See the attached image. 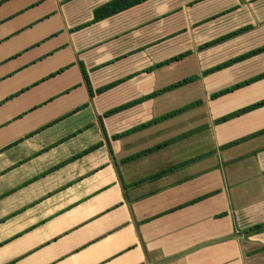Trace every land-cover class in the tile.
<instances>
[{
  "label": "crops",
  "instance_id": "1",
  "mask_svg": "<svg viewBox=\"0 0 264 264\" xmlns=\"http://www.w3.org/2000/svg\"><path fill=\"white\" fill-rule=\"evenodd\" d=\"M108 1L0 0V264H264V231L242 234L264 224V133L216 151L263 130L264 106L215 125L237 122L236 136L216 147L197 152L195 135L211 130L205 123L200 126L206 128L125 163L120 159L197 128H179L184 114L195 108L119 139L112 136L175 109L163 110L175 103L177 96L170 95L180 88L104 115L173 82H165L167 73L195 62L199 45L251 26L203 50L209 62L193 74L263 46L264 0H148L92 23L94 9ZM143 13L160 20L161 31L188 21L194 44L179 52H191L183 60L127 80L130 72L121 64L140 45L131 47L124 39L112 43L108 37ZM263 72L264 52L206 77L226 76L225 88ZM261 99L264 78L214 102L227 108L222 116ZM107 144L125 184L216 153L129 188L128 202ZM137 163L140 171H121Z\"/></svg>",
  "mask_w": 264,
  "mask_h": 264
},
{
  "label": "rangeland",
  "instance_id": "2",
  "mask_svg": "<svg viewBox=\"0 0 264 264\" xmlns=\"http://www.w3.org/2000/svg\"><path fill=\"white\" fill-rule=\"evenodd\" d=\"M150 8V7H149ZM147 13H143L142 18H136L133 17L130 19L128 17V21H134L131 26L122 28L118 27L115 29V33H112L110 37H108L110 40H112V43L119 44L122 39H124L126 45H130L131 47H138L140 45L141 49L140 51H136L135 53L131 54L129 59L121 64V68L125 72H130L129 75H127V80L130 78H136L139 77L142 79V77H147L151 75V72H147V69L151 67V62L155 60H161L164 59L170 55L176 54L181 51H183L186 47H189L190 45L194 44L193 39L194 35L192 33V26L190 23L185 22L182 24L183 27L179 28L176 27L177 24L174 23L171 25H166L165 29L161 31L160 27V20L158 19H151V15H149V19L146 18ZM138 19V20H135ZM130 19V20H129ZM133 19V20H132ZM150 20V21H149ZM127 21V22H128ZM122 23V22H121ZM175 29H177V32L174 33ZM107 37V36H106ZM107 43V40L105 41ZM105 43V44H106ZM200 46V45H199ZM196 50L195 56L198 55L199 58L196 59L195 62H188L185 65L180 66V72L176 73H167L166 75V83L169 81H176L182 78L188 76V74H193V72H198L201 69L205 68V66L208 64L209 60L208 58H205L204 56L206 53ZM177 55V54H176ZM175 56V55H174ZM124 58L120 59L123 60ZM168 59V58H167ZM119 60V61H120ZM154 65V64H153ZM182 68V70H181ZM175 70V68L169 70L172 71ZM184 70L186 72H184ZM157 74H154V79L156 82H158V85H162L163 80L158 77ZM170 78V80H169ZM200 81H197L196 83H193L188 86H184L177 90V92H174V94L170 95V99L177 96L175 103L173 105H165V108H163L164 111L171 110L173 108L179 107V105H182L183 103L188 102L192 97H198L202 100L203 104L196 107L189 113H185L183 119L180 121V129H188L189 127H199L202 124L207 123L210 125L211 130H201L199 133L195 135L194 141H196L197 145V152L203 150V149H209L211 147H216L220 143L225 142L232 137H235L237 132V122H231L229 125L225 128L215 127L213 125V120L216 117H219L222 113L227 112V108L224 109V105H220L219 102H214L211 100H208V95L213 90H219L221 87L225 86L227 83L226 76H221V74H216L211 77L203 76L200 78ZM168 81V82H167ZM120 82V81H119ZM135 85V84H133ZM136 86V85H135ZM158 90V89H157ZM129 91V90H126ZM179 99V100H178ZM174 129H177V123L174 124ZM166 130H169V126L166 127ZM176 132V130H174ZM105 135V134H104ZM109 137V136H108ZM107 138V137H106ZM109 139V138H107ZM107 140H105L106 142ZM193 141V139H192ZM157 142L156 139L151 141L150 144H153ZM108 143V141L106 142ZM108 145V144H107ZM110 145L107 147L109 148ZM112 150V149H111ZM237 152V151H235ZM88 153V152H87ZM86 153V154H87ZM109 153V152H108ZM110 155V153H109ZM222 156V153H221ZM142 164H135L128 165L126 168L124 166H121V171L126 174L130 175V171H140Z\"/></svg>",
  "mask_w": 264,
  "mask_h": 264
},
{
  "label": "trees",
  "instance_id": "3",
  "mask_svg": "<svg viewBox=\"0 0 264 264\" xmlns=\"http://www.w3.org/2000/svg\"><path fill=\"white\" fill-rule=\"evenodd\" d=\"M146 1H148V0H110V1H108V2L102 4V5H100V6H98L97 8L94 9V11H93V19H92L91 22L92 23L93 22H98V21H101L103 19L109 18L111 16H114V15L120 13V12H123V11H125V10H127V9H129L131 7L139 5V4L144 3ZM250 28H251V26H245V27L239 28V29H237V30H235L233 32H230V33H228L226 35L220 36V37H218L216 39H213V40H211L209 42H206V43L198 46L197 50L198 51L205 50V49H207L209 47H212V46H214L216 44H219V43H221V42H223V41H225V40H227L229 38H232V37L237 36V35H239V34H241L243 32H246ZM262 52H264V45L254 49L252 51H249V52H247L245 54H242V55L237 56L235 58H232L230 60L224 61V62H222L220 64H217V65H215V66H213L211 68L205 69L202 72H200V74H191V75L182 77L179 80L171 82L168 85H166V86H164V87H162V88H160V89H158L156 91H153V92H151V93H149L147 95L141 96V97H139V98H137L135 100L129 101V102L124 103V104H121V105H119V106L107 111L104 115L105 116H110V115H112L114 113H118V112H120V111H122V110H124L126 108H129V107H132V106H134V105H136L138 103H141L144 100L153 98V97H155L157 95H160L162 93H166V92H169V91L184 87V86H186V85H188L190 83H193V82L199 80L203 76H207V75L212 74L214 72L220 71V70H222L224 68H227V67L231 66L232 64H234V63H236L238 61H241L243 59H246V58H249L251 56L257 55V54L262 53ZM189 55H191L190 51H185V52L179 53V54H177L175 56H172V57H170L168 59H165V60H163V61H161L159 63H156V64L152 65L151 67H149L147 69V72H151V71L156 70L158 68H161V67H164V66H168V65H170V64H172L174 62L181 61L184 58L188 57ZM81 69H82L84 80H85L86 85L88 87V91L90 93V96H92L93 92H92V89L90 87L87 74H86V72H85V70H84L82 65H81ZM262 78H264V72L259 74V75L254 76V77H252L250 79H247L245 81H242V82L233 84L231 86H228V87L221 88L219 90L213 91V92L209 93L208 98L211 101L219 100L221 97H223V96H225V95H227L229 93H232V92H234V91H236V90H238V89H240L242 87H245V86H247V85H249L251 83H254L255 81H258V80H260ZM116 83L117 82H114V83H111L109 85H105V86L97 89V93H102V92L112 88ZM202 103L203 102H202L201 99H196V100L190 101V102L185 103V104H183V105H181V106H179V107H177V108H175V109H173L171 111H168V112L164 113L163 115H161V116H159V117H157V118H155V119H153V120H151V121H149L147 123L141 124L140 126L132 128L130 130L123 131L122 133L113 135L112 138L113 139H119V138H121L122 136L126 135L129 132H132V131L137 130V129L144 128V127H146L148 125H151V124L163 121V120H165L167 118H170L172 116L184 113V112H186V111H188L190 109H193V108H196V107L202 105ZM262 106H264V99H261V100L255 102V103H253V104H250L248 106L242 107V108L237 109V110H235L233 112H230L228 114L219 116V117H217V118H215L213 120V124L217 125V124H220L222 122H226L228 120H231L233 118H236L238 116L246 114V113H248V112H250V111H252L254 109H257L259 107H262ZM206 127H207V125H203V126L195 128L193 130H190V131H188L186 133H182V134H180L178 136L170 138L168 140H164V141H162L160 143H157V144H155V145H153L151 147H148V148H146L144 150L138 151V152L130 155L129 157L120 159L119 162L120 163H125L128 160H133V159H137L139 157L145 156V155H147V154H149L151 152L157 151L158 149L164 148V147L168 146L169 144H171V143H173V142H175L177 140L185 138L189 134L199 131L201 128H206ZM263 133H264V129L260 130V131H257L255 133H252L250 135H247L245 137H242L240 139H236V140L224 143V144L220 145L216 151H218V150L222 151V150H226V149L232 148V147H234V146H236V145H238V144H240V143H242V142H244L246 140H249L251 138L257 137L258 135H261ZM108 146H109V144H108ZM93 148H95V146L91 147V148H88V149L82 151L81 153H78V154L72 156L69 159V162L71 160H74V159L86 154L87 152H89V150H91ZM109 151H110V155L112 157V161L114 162L116 171L118 173V177H119V180H120L121 187L123 189L124 197L126 198L127 201H128L127 191H128L129 188L138 186L139 184L144 183V182L160 179L161 177H163V176H165V175H167L169 173H172V172H174V171H176V170H178V169H180V168H182V167H184V166H186V165H188V164H190L192 162H195V161L200 160L201 158H203L205 156L213 155L214 153H216L215 150L210 151V152H208V153H206V154H204L202 156H198V157H196L194 159H190V160L181 162L179 164L172 165V166H169L167 168H164V169H162V170H160V171H158L156 173H153V174L147 176L146 178H144L142 180H139V181H137L135 183L125 184L124 181L121 178V175H120L119 162L115 161V158H114V155L112 153L111 147H109ZM203 198H204V196L198 197V198L192 200L191 202H197V201H199V200H201ZM263 231H264V224H254V225H251V226H248L247 228H245L243 230L242 234H244V236H249V235H253V234H256V233L263 232Z\"/></svg>",
  "mask_w": 264,
  "mask_h": 264
}]
</instances>
